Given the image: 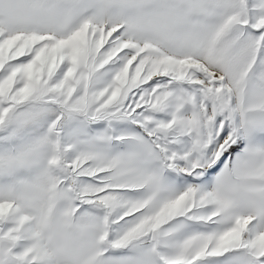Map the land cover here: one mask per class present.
<instances>
[{"label":"snow or ice","instance_id":"obj_1","mask_svg":"<svg viewBox=\"0 0 264 264\" xmlns=\"http://www.w3.org/2000/svg\"><path fill=\"white\" fill-rule=\"evenodd\" d=\"M0 264H264V0H0Z\"/></svg>","mask_w":264,"mask_h":264}]
</instances>
